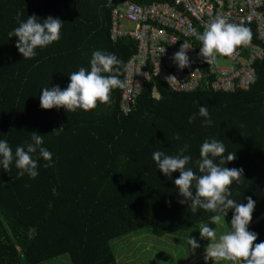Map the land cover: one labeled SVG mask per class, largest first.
Masks as SVG:
<instances>
[{
  "label": "trees",
  "instance_id": "trees-1",
  "mask_svg": "<svg viewBox=\"0 0 264 264\" xmlns=\"http://www.w3.org/2000/svg\"><path fill=\"white\" fill-rule=\"evenodd\" d=\"M114 2L0 0V139L14 152L36 132L53 160L51 167H41L45 162L38 159L34 179L17 177L14 164L7 172L0 168V264H40L63 254L71 264H118L114 241L120 237L149 232L171 239V233L210 220L214 213L198 208L192 214L190 201L179 203L184 198L172 183L179 173L166 179L151 158L157 150L175 155L187 144L186 167L200 175L196 161L206 138L221 141L223 155L234 154L224 166L243 172L239 183L229 186L230 198L255 202L247 229L257 234L253 244L264 241V59L248 89L178 92L153 76L129 113L121 108L123 88L86 112L40 108V89H64L69 73L88 69L95 50L122 61L123 80L137 43L112 40ZM17 13L20 20L59 18L60 39L23 59L17 38L8 37L18 26ZM199 105L207 108L211 126L202 127L201 117L188 123ZM231 215L229 209L222 217L227 230Z\"/></svg>",
  "mask_w": 264,
  "mask_h": 264
},
{
  "label": "clouds",
  "instance_id": "clouds-1",
  "mask_svg": "<svg viewBox=\"0 0 264 264\" xmlns=\"http://www.w3.org/2000/svg\"><path fill=\"white\" fill-rule=\"evenodd\" d=\"M18 26L13 28L8 37L15 36V47L23 59H31L36 55V49H43L60 39L62 22L59 18L51 16L40 20L34 16H27L25 20L19 19ZM199 42L198 55L204 62L214 64L218 56H231L238 46H246L251 38V32L243 24L229 22L226 17H214L207 23L201 32L194 34ZM189 47L182 43L173 53L172 61L177 68L188 66L189 58L186 50ZM89 67H79L77 71L68 74V84L64 89L59 85L47 86L40 89L39 106L42 109L63 107L67 112L77 110L89 111L97 103H107L110 93L117 88H124L125 81L119 78L122 61L114 54L95 50L88 61ZM169 80L175 79L168 76ZM194 103H198L194 101ZM197 117H201V126H211L213 121L204 105H199L197 112L187 117L189 124ZM188 145L184 144L177 149L175 155H167L162 151L152 152L151 158L166 179L172 178L173 172H178V177L172 179L177 193L184 199L179 201L184 204L190 201L188 208L192 214L197 209L214 213L210 221L215 225L221 218L232 211L231 219L227 224L229 229L219 236L215 228H210L207 223L198 227L201 239H208L210 243L205 249V261L212 259L213 264H264V241L253 244L257 234L247 229L254 209V201L249 197L246 203H237L231 199V184L239 183L242 169L225 167L226 161H232L234 154L225 152L224 144L214 138H206L199 147V159L196 161V175L191 167H186L191 157L185 152ZM219 162H214V158ZM42 159L45 163L41 167H51L53 164L52 153L43 146V136L32 132L29 141L15 147L13 152L5 139H0V168L9 171L10 164L18 170L16 175L27 176L34 179L38 175L37 163ZM223 165V166H221ZM191 249L199 247L194 238L187 239Z\"/></svg>",
  "mask_w": 264,
  "mask_h": 264
},
{
  "label": "built area",
  "instance_id": "built-area-1",
  "mask_svg": "<svg viewBox=\"0 0 264 264\" xmlns=\"http://www.w3.org/2000/svg\"><path fill=\"white\" fill-rule=\"evenodd\" d=\"M264 0H115L110 34L113 40L131 38L137 49L126 62L121 94V108L129 113L145 84L153 76L164 80L170 89L188 92L197 89L236 91L248 89L257 76L256 64L264 59ZM250 29L246 46H238L231 56H218L214 64L198 55L199 42L194 34L201 32L214 17ZM189 49V64L177 68L172 61L180 45ZM225 61L220 64L218 61ZM175 79L167 82V77Z\"/></svg>",
  "mask_w": 264,
  "mask_h": 264
},
{
  "label": "rangeland",
  "instance_id": "rangeland-1",
  "mask_svg": "<svg viewBox=\"0 0 264 264\" xmlns=\"http://www.w3.org/2000/svg\"><path fill=\"white\" fill-rule=\"evenodd\" d=\"M218 62L226 63L222 60ZM205 223L210 228H215L217 236L227 231L225 221L221 218V222L215 225L210 220H206L199 225L184 228L180 230L181 232L171 233L174 234L171 239L159 238L149 232L123 236L114 241L116 260L118 264H213L211 258L205 261V249L210 241L201 239L198 230V227ZM193 236H196L199 245L194 253L187 243V239ZM40 264H71V262L68 254H63Z\"/></svg>",
  "mask_w": 264,
  "mask_h": 264
},
{
  "label": "crops",
  "instance_id": "crops-1",
  "mask_svg": "<svg viewBox=\"0 0 264 264\" xmlns=\"http://www.w3.org/2000/svg\"><path fill=\"white\" fill-rule=\"evenodd\" d=\"M143 3H144V2H143ZM118 39H119V38H118ZM118 39H117V40H118ZM121 39H124V38H121ZM112 40H113V39H112ZM114 41H116V40H114Z\"/></svg>",
  "mask_w": 264,
  "mask_h": 264
}]
</instances>
